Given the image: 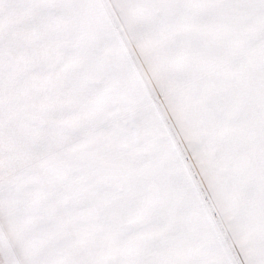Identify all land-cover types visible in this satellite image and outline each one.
<instances>
[{
  "label": "snow or ice",
  "instance_id": "obj_1",
  "mask_svg": "<svg viewBox=\"0 0 264 264\" xmlns=\"http://www.w3.org/2000/svg\"><path fill=\"white\" fill-rule=\"evenodd\" d=\"M0 264H264V0H0Z\"/></svg>",
  "mask_w": 264,
  "mask_h": 264
}]
</instances>
